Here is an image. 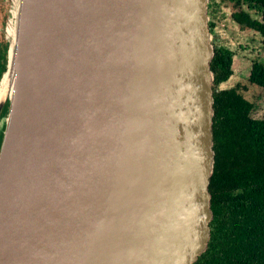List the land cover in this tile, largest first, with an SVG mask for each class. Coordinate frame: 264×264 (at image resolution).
<instances>
[{"label":"water","instance_id":"obj_1","mask_svg":"<svg viewBox=\"0 0 264 264\" xmlns=\"http://www.w3.org/2000/svg\"><path fill=\"white\" fill-rule=\"evenodd\" d=\"M11 14L0 264H195L213 219L209 0Z\"/></svg>","mask_w":264,"mask_h":264},{"label":"trees","instance_id":"obj_2","mask_svg":"<svg viewBox=\"0 0 264 264\" xmlns=\"http://www.w3.org/2000/svg\"><path fill=\"white\" fill-rule=\"evenodd\" d=\"M231 1L240 9L234 20L264 37V0ZM243 4L261 13V19ZM231 63L232 53L216 46L211 63L216 86L231 75ZM251 82L264 86V63L253 64ZM215 107L211 236L195 264H264V120L249 117L252 105L235 89L218 91Z\"/></svg>","mask_w":264,"mask_h":264},{"label":"flooded vegetation","instance_id":"obj_3","mask_svg":"<svg viewBox=\"0 0 264 264\" xmlns=\"http://www.w3.org/2000/svg\"><path fill=\"white\" fill-rule=\"evenodd\" d=\"M9 3V0H6ZM244 10L250 9L252 17L260 20L261 13L242 5ZM240 10L235 1L209 0L210 31L214 51L216 46L224 47L232 53V73L226 81L216 86L215 75L213 81L214 104L216 93L221 90L235 89L237 93L248 100L252 107L249 117L264 120V116L258 114L264 105V86L251 82V73L255 62L264 63V37L254 28L241 25L233 18V13ZM8 30V28H7ZM0 82L7 68L8 41L0 37ZM214 73V72H213ZM1 84V83H0ZM257 112V114H256ZM8 114L6 102L0 111V147L3 140ZM213 149L214 168L216 164V107L213 116ZM206 252V251H205ZM204 252V253H205ZM199 260V259H198ZM197 260V261H198ZM196 261V262H197ZM195 262V263H196Z\"/></svg>","mask_w":264,"mask_h":264},{"label":"rangeland","instance_id":"obj_4","mask_svg":"<svg viewBox=\"0 0 264 264\" xmlns=\"http://www.w3.org/2000/svg\"><path fill=\"white\" fill-rule=\"evenodd\" d=\"M11 9L13 10V0H9V3L6 0H0V37L2 36L4 40L10 39L7 34V28L10 21L14 20L13 15L11 14ZM1 40V39H0ZM9 44V42H8ZM9 47V45H8ZM261 110H257L258 114L264 116V105L261 107ZM256 112V114H257Z\"/></svg>","mask_w":264,"mask_h":264},{"label":"bare ground","instance_id":"obj_5","mask_svg":"<svg viewBox=\"0 0 264 264\" xmlns=\"http://www.w3.org/2000/svg\"><path fill=\"white\" fill-rule=\"evenodd\" d=\"M13 27L12 24L8 25V34L11 36L13 34ZM13 79H14V74L13 70H10L9 72H6L5 75L2 78L1 84H0V100L4 99L5 96H7L13 86Z\"/></svg>","mask_w":264,"mask_h":264}]
</instances>
